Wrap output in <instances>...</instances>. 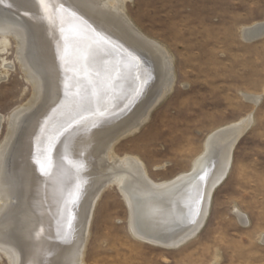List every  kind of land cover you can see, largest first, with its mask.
Instances as JSON below:
<instances>
[{
  "label": "bare ground",
  "instance_id": "1",
  "mask_svg": "<svg viewBox=\"0 0 264 264\" xmlns=\"http://www.w3.org/2000/svg\"><path fill=\"white\" fill-rule=\"evenodd\" d=\"M127 1L132 0H46L50 19H45L35 0H0V35L15 41L19 64L33 88L30 101L12 113L0 145V259L7 264H85L95 206L112 185L125 198L135 237L163 248L182 247L204 228L213 193L232 167L235 144L253 124L250 113L212 132L190 171L167 181L152 180L139 158L117 156L116 143L149 121L176 81L173 57L132 23ZM73 30L87 40L107 41L95 51L86 79L82 68V75L77 74L84 42L66 45L63 38ZM241 34L246 42L264 37V21L242 28ZM66 47L68 63L62 59ZM135 55L144 67L136 64ZM4 67L0 82L12 66ZM94 88L99 99L92 95ZM78 90L83 100L74 95ZM245 97L255 106L262 98ZM40 105L32 132L25 122ZM3 122L0 115V133ZM40 150L45 153L39 165L43 176L34 179L27 171L31 180L24 193L21 176ZM19 224L31 229L15 238ZM25 247L30 250L23 255Z\"/></svg>",
  "mask_w": 264,
  "mask_h": 264
},
{
  "label": "rangeland",
  "instance_id": "2",
  "mask_svg": "<svg viewBox=\"0 0 264 264\" xmlns=\"http://www.w3.org/2000/svg\"><path fill=\"white\" fill-rule=\"evenodd\" d=\"M125 8L173 57L176 81L149 121L116 143L117 156L137 157L152 180L167 181L190 171L212 132L250 113L253 124L235 146L232 167L193 240L177 249L139 240L125 198L112 185L95 206L85 264H264V37L246 42L241 34L264 21V0H132ZM6 63L12 67L0 82V145L12 113L33 96L15 41L0 35V72ZM249 95L262 96L257 106Z\"/></svg>",
  "mask_w": 264,
  "mask_h": 264
},
{
  "label": "snow or ice",
  "instance_id": "3",
  "mask_svg": "<svg viewBox=\"0 0 264 264\" xmlns=\"http://www.w3.org/2000/svg\"><path fill=\"white\" fill-rule=\"evenodd\" d=\"M35 2L38 3L40 5V7L43 9V11L45 13L44 18L50 19V16L47 15L49 12V8H48V5L46 3V0H35ZM70 15H74V13H70ZM86 28L88 31H92V32L95 31V30L91 29L90 25H87ZM61 31L63 32V29H61ZM96 35L99 37V33H96ZM63 38L65 40L66 45H72L73 43L77 42L78 40L84 42L85 47H84L83 52L80 55V60L82 62L81 68L83 69V74H84L85 78H88V65L94 59L95 51L98 48L103 47L104 44L107 43V41H105L103 39V37H100L97 40H87L86 38L81 37L80 32L78 30L71 31L69 34L65 35ZM62 59L65 61V63H68L70 60V53L68 52L67 47L65 48L64 56L62 57ZM91 83H92V81L89 79V84H91ZM104 87L108 88V85L106 84ZM69 94H70V87L66 83L65 84V96L68 97ZM74 95L78 98V100L84 99V95L80 90H78L76 93H74ZM92 95L94 97H96L97 99L100 98V92L95 88L93 89ZM101 115H103V113H101Z\"/></svg>",
  "mask_w": 264,
  "mask_h": 264
},
{
  "label": "water",
  "instance_id": "4",
  "mask_svg": "<svg viewBox=\"0 0 264 264\" xmlns=\"http://www.w3.org/2000/svg\"><path fill=\"white\" fill-rule=\"evenodd\" d=\"M1 5V4H0ZM2 7L4 6V5H1ZM0 6V7H1ZM16 13H18V12H16ZM19 17H23L22 15L20 16L19 14H17ZM257 40H259V39H257ZM134 59H135V62H136V64H138V66L140 67V66H142V67H144V62H142V60H140V58H138L136 55L133 57ZM80 63H82L81 61H80ZM80 68H81V65L80 66H78V71H77V74H79L80 75V73H82L81 71H80ZM140 70V69H139ZM80 71V72H79ZM83 74V73H82ZM81 74V75H82ZM80 75V76H81ZM94 75L95 74H92V77H94ZM79 76V77H80ZM83 77V76H82ZM81 77V78H82ZM78 78V77H77ZM82 79H86V78H82ZM48 98V97H47ZM43 102H45V101H43ZM44 104V103H43ZM45 105V104H44ZM44 105H40L38 108H39V110L36 112V113H32L28 118H27V120H26V122H25V126L26 127H24V128H27V127H29L30 125H32V132H33V130L34 129H36V127H37V123H38V115H40L42 112L40 111L41 110V107H43ZM46 107V106H45ZM41 112V113H40ZM48 112V111H47ZM49 112H51V111H49ZM47 113V116H49L50 115V113ZM48 118V117H47ZM45 123H46V119H45V121L44 120H42V124L43 125H45ZM40 124V123H39ZM43 125H38V126H40L41 128H42V126ZM31 132V133H32ZM23 133V132H22ZM21 133V134H22ZM21 134L19 135V137H18V142H20L21 141ZM19 139H20V141H19ZM238 143V142H237ZM237 143L235 144V146L237 145ZM235 148V147H234ZM234 151V150H233ZM40 153H38V155H40V156H38L37 158H35V161L34 160H32V164H33V166H32V168H31V166L29 165L28 167H27V169L25 170V173L21 176V180H22V183H23V187H24V193H26V189H27V185H28V182H29V177H26V173H27V171L28 172H33V174H34V179H40V178H42V176H43V174L41 173V168H40V164H42L43 163V159H41V158H43L44 156H45V153L43 152L42 153V151L40 150L39 151ZM19 163L20 164H23V167H24V161H19ZM29 174V173H28ZM28 178V179H27ZM33 179V181H35ZM31 180V179H30ZM21 186V187H22ZM21 191H22V189H21ZM22 193V195L24 194L23 192H21ZM20 197V200L22 201H25V204H28L29 202H28V200L26 201L25 200V197H23V196H19ZM19 199V198H18ZM18 226V228L16 227V230H15V235L17 234V232H22L23 230H25L26 229V226H25V224L23 225H21L20 226V224L19 225H17ZM31 228H28L27 230H30ZM27 230H25V231H27ZM17 236L18 235H16V237L15 238H17ZM22 240H24V239H22ZM26 249V251L24 252V254L23 255H25V253H27V250L29 251L30 249H29V247H25ZM26 256H27V254H26ZM26 256H24V257H26ZM24 263V262H23Z\"/></svg>",
  "mask_w": 264,
  "mask_h": 264
}]
</instances>
